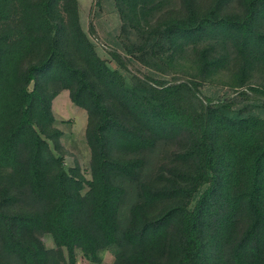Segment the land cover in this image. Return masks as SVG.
Masks as SVG:
<instances>
[{
	"label": "trees",
	"instance_id": "16d2710c",
	"mask_svg": "<svg viewBox=\"0 0 264 264\" xmlns=\"http://www.w3.org/2000/svg\"><path fill=\"white\" fill-rule=\"evenodd\" d=\"M114 3L130 43L112 58L169 81L113 71L78 0H0V264H264V119L234 112L264 105V0ZM63 92L90 180L54 127Z\"/></svg>",
	"mask_w": 264,
	"mask_h": 264
},
{
	"label": "rangeland",
	"instance_id": "374dc122",
	"mask_svg": "<svg viewBox=\"0 0 264 264\" xmlns=\"http://www.w3.org/2000/svg\"><path fill=\"white\" fill-rule=\"evenodd\" d=\"M80 7V19L84 33L94 44L98 56L113 70L120 72L132 83L134 78L152 77L158 81H169V78L161 77L141 66L135 59H128L124 64L126 68L118 65L112 58V52L126 56L124 45L129 44V39L124 35V27L114 0H78ZM234 94L222 87L206 86L201 90L203 99H211L214 102H227L234 100ZM248 110V111H247ZM235 114L248 116L250 114L264 119L263 102L241 100L234 109ZM54 127L63 133L62 145L65 152L67 168L80 167L83 175L90 180L91 151L87 145L86 130L88 117L85 111L74 106L68 92H63L53 102ZM54 148V147H53ZM47 250H54L55 245L50 236L42 239ZM112 253L103 255V264H114ZM77 264H91L82 254L78 253Z\"/></svg>",
	"mask_w": 264,
	"mask_h": 264
}]
</instances>
